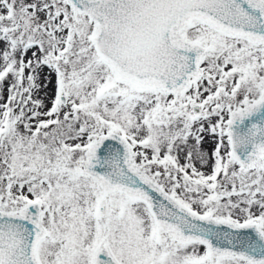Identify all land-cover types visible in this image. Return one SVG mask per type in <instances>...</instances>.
<instances>
[{"label":"snow or ice","instance_id":"1","mask_svg":"<svg viewBox=\"0 0 264 264\" xmlns=\"http://www.w3.org/2000/svg\"><path fill=\"white\" fill-rule=\"evenodd\" d=\"M0 264H264V0H0Z\"/></svg>","mask_w":264,"mask_h":264}]
</instances>
